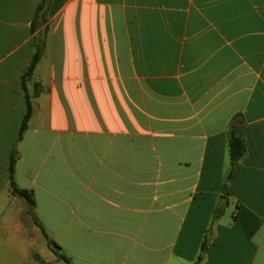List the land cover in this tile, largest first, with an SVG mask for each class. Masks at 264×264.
Returning a JSON list of instances; mask_svg holds the SVG:
<instances>
[{
	"label": "crops",
	"instance_id": "crops-1",
	"mask_svg": "<svg viewBox=\"0 0 264 264\" xmlns=\"http://www.w3.org/2000/svg\"><path fill=\"white\" fill-rule=\"evenodd\" d=\"M41 2L0 0V264H67L24 215L72 264H264V0Z\"/></svg>",
	"mask_w": 264,
	"mask_h": 264
},
{
	"label": "trees",
	"instance_id": "trees-1",
	"mask_svg": "<svg viewBox=\"0 0 264 264\" xmlns=\"http://www.w3.org/2000/svg\"><path fill=\"white\" fill-rule=\"evenodd\" d=\"M50 1L51 0H43V2H41V4H39V6L37 7L35 19L33 21V28H32L33 32H35L39 26L47 22L48 14L46 13V11L48 10V5ZM43 45H44V38L41 39V37H39L37 41V51L32 57L29 65L27 66V68L22 74V85L25 90H26L25 88L26 82L32 78L38 63L40 59L42 58ZM25 101H26V114H25L23 123L21 125L20 131H19L18 140L22 138L24 132L27 129L31 116H32V110H33L32 99H31V96L27 94L26 92H25ZM228 132H229L228 133L229 134V139H228L229 157H230L232 166L235 167L245 157L246 145H245L244 137L240 133L237 127L229 128ZM14 162H15V159L14 157H12L10 161V166H9V170L11 173L13 172V169H14ZM11 192L13 195L19 196L26 201L27 206H28L27 212L35 218V220L37 221V224L42 228V225L38 222L37 218L35 217V213H34L35 200H34L32 193L26 189L19 188L13 180H11ZM43 233L48 241L49 246L55 251V253L62 260H64L67 264H72L69 258L60 252V250L62 249L61 246L57 244L54 240L49 238V236L46 234L44 230H43ZM207 245H208L207 242H204L202 244L201 253L198 257L196 264H199V262L203 259Z\"/></svg>",
	"mask_w": 264,
	"mask_h": 264
},
{
	"label": "rangeland",
	"instance_id": "rangeland-1",
	"mask_svg": "<svg viewBox=\"0 0 264 264\" xmlns=\"http://www.w3.org/2000/svg\"><path fill=\"white\" fill-rule=\"evenodd\" d=\"M27 206V205H26ZM28 207V206H27ZM21 210V207L12 206L9 210L12 216H17ZM28 210V208H27ZM28 213V212H27ZM29 214V213H28ZM32 216V215H31ZM24 220L22 221V225L24 227V232L22 234L16 235L12 227L6 229L8 234L7 241L10 242L11 240H17L18 243H22V247H26V249L30 252L31 250L38 252L40 257H45L46 259L51 257L50 254V246L46 237L42 235L41 229L37 228L34 223L26 221V215H24ZM11 225V222L7 223ZM34 236V238H32ZM27 264V263H25Z\"/></svg>",
	"mask_w": 264,
	"mask_h": 264
}]
</instances>
